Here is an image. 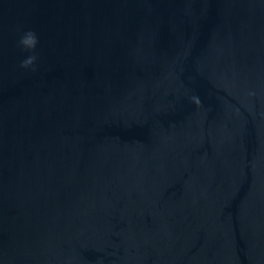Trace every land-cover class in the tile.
Returning a JSON list of instances; mask_svg holds the SVG:
<instances>
[{
    "label": "water",
    "instance_id": "obj_1",
    "mask_svg": "<svg viewBox=\"0 0 264 264\" xmlns=\"http://www.w3.org/2000/svg\"><path fill=\"white\" fill-rule=\"evenodd\" d=\"M0 264H264V0H0Z\"/></svg>",
    "mask_w": 264,
    "mask_h": 264
},
{
    "label": "clouds",
    "instance_id": "obj_2",
    "mask_svg": "<svg viewBox=\"0 0 264 264\" xmlns=\"http://www.w3.org/2000/svg\"><path fill=\"white\" fill-rule=\"evenodd\" d=\"M20 32L19 40L17 46L23 51L29 53L23 60L20 61L19 67L26 71L35 73L37 71V60L36 49L39 44V37L34 30L22 31L17 29ZM191 101L197 106H201V101L196 96L191 97Z\"/></svg>",
    "mask_w": 264,
    "mask_h": 264
}]
</instances>
